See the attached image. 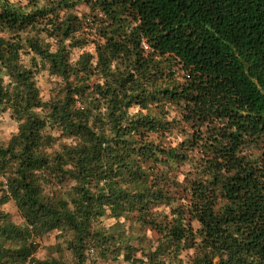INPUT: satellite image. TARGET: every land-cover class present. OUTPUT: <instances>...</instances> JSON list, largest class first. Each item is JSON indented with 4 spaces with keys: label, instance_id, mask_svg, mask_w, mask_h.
Masks as SVG:
<instances>
[{
    "label": "trees",
    "instance_id": "obj_1",
    "mask_svg": "<svg viewBox=\"0 0 264 264\" xmlns=\"http://www.w3.org/2000/svg\"><path fill=\"white\" fill-rule=\"evenodd\" d=\"M5 112L0 264H264V0H0Z\"/></svg>",
    "mask_w": 264,
    "mask_h": 264
},
{
    "label": "rangeland",
    "instance_id": "obj_2",
    "mask_svg": "<svg viewBox=\"0 0 264 264\" xmlns=\"http://www.w3.org/2000/svg\"><path fill=\"white\" fill-rule=\"evenodd\" d=\"M13 2H22V3H27L28 0H10ZM39 3L42 4L43 0H39ZM88 8L85 4H79L76 10L77 14L81 15L83 12L87 11ZM36 82L37 85L40 88L41 95L43 99L48 100L52 96V94L56 91L55 89L58 87V81L54 76H51L47 70H39L36 74ZM0 140L1 141H6L8 140L14 133L17 132L18 130V125L19 123L14 120L11 116L10 112H5L1 114L0 118ZM55 133V132H54ZM4 181V179L0 178V184ZM4 209L8 212L11 213L13 220L16 222L20 223L22 221L20 212L18 210L17 205L13 200L9 201L5 206ZM104 224L110 225L115 222L114 219L107 218L104 219ZM130 225H132V228H130ZM125 228L128 232V234L134 235V237H137V234L140 236H143V238H136L134 239L133 243L137 247H150L151 244L157 239L158 235L154 230H152L150 227H140L139 224L136 222L129 220L127 221ZM57 232H52L50 234L45 235L41 239V248L37 251L36 255L40 259H44L51 255V252H54V250H51L49 247L55 243L58 242L56 239ZM142 251H138L137 254L140 256ZM194 253L193 249L186 250L182 254V261L179 264H191V258ZM56 253H53L55 255ZM71 264H73L71 262ZM88 264H130L129 262L123 260L120 258L119 260H108V261H103V260H94L93 258L90 259Z\"/></svg>",
    "mask_w": 264,
    "mask_h": 264
},
{
    "label": "built area",
    "instance_id": "obj_3",
    "mask_svg": "<svg viewBox=\"0 0 264 264\" xmlns=\"http://www.w3.org/2000/svg\"><path fill=\"white\" fill-rule=\"evenodd\" d=\"M91 252L93 253V251L91 250Z\"/></svg>",
    "mask_w": 264,
    "mask_h": 264
}]
</instances>
